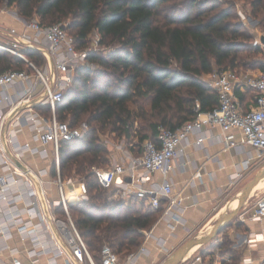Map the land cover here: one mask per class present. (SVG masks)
<instances>
[{"label":"trees","instance_id":"obj_1","mask_svg":"<svg viewBox=\"0 0 264 264\" xmlns=\"http://www.w3.org/2000/svg\"><path fill=\"white\" fill-rule=\"evenodd\" d=\"M246 1L250 15L264 28V0ZM13 4L27 21L65 22L81 49L89 48L95 33L99 46H115L107 55L96 50L89 54L99 68H78L60 104L59 119L73 125L86 120L91 127L84 138L62 144V175L75 172L85 179L89 198L74 203L71 211L93 253L105 243L122 254L133 252L157 221V212L162 214L164 202L159 209L146 206L143 211L137 207L144 205L140 201L114 199L116 189L104 187L91 170L109 162L101 131L130 142L138 137V147L145 139H156L159 125L176 129L218 105L204 74L263 68L255 54L264 56V48L254 43L231 0H0V5ZM28 53L37 64L44 63L39 52ZM10 67L24 69L28 64L0 50V72ZM139 120L147 122L150 132L135 130ZM203 247L197 253L205 257ZM94 255L100 263V254Z\"/></svg>","mask_w":264,"mask_h":264},{"label":"built area","instance_id":"obj_2","mask_svg":"<svg viewBox=\"0 0 264 264\" xmlns=\"http://www.w3.org/2000/svg\"><path fill=\"white\" fill-rule=\"evenodd\" d=\"M0 15L23 19V29L0 21V50L28 64L24 69L10 67L0 72V264H135L145 251L143 245L122 254L105 243L99 251L100 263L96 260L71 211L74 201L86 198L82 190L71 189L82 183L62 176V144L84 138L91 127L86 120L73 125L59 119L58 110L76 70L97 66L88 56L97 50L100 35L95 33L89 48L81 49L65 22L27 21L15 4L2 7ZM29 50L42 54L44 63L37 64ZM203 79L218 95L213 109L176 129L159 125L156 139H145L138 147L137 141L129 145L125 137L115 142L111 139L115 133L101 135L103 144L114 151L107 165L91 167L104 187L115 188L117 196L152 209H159L163 202L167 210L181 204L183 198L170 179L175 159L189 136L208 125L221 128L227 145H250L264 157V67L217 69ZM13 85L17 87L10 92ZM239 91L254 94L248 110L242 106ZM25 126L38 144L21 141ZM202 140L198 136L196 144ZM27 155L50 158V167L35 168ZM53 187L56 198L50 194ZM250 218L264 219V195L256 200ZM191 256L183 263L211 264L207 256ZM259 264H264V258Z\"/></svg>","mask_w":264,"mask_h":264},{"label":"crops","instance_id":"obj_3","mask_svg":"<svg viewBox=\"0 0 264 264\" xmlns=\"http://www.w3.org/2000/svg\"><path fill=\"white\" fill-rule=\"evenodd\" d=\"M241 16L243 17L242 14ZM0 21L23 29L24 21L19 17L0 15ZM262 35L264 34L259 36L260 40ZM16 87L17 85H13L9 91L13 92ZM238 95L243 108L248 110L254 100V94L250 91H239ZM198 136L203 139L200 144H196ZM19 137L21 141L38 144L28 126L24 127ZM126 141L130 145L137 140L135 138L132 142L127 139ZM109 150L114 152L110 148ZM134 150L138 152L136 148ZM26 159L38 169L50 167L51 164L50 158L42 159L39 155H27ZM263 169L264 157L260 156L256 148L250 145H227L222 140V130L219 126H203L198 133H192L183 151L175 159V167L170 174L175 191L183 198L182 203L169 210L164 204L162 216L150 233H147L148 236L141 244L145 251L140 253L135 264H160L189 238L203 236L219 220L222 211L230 206L233 199L229 198L230 185L248 183ZM237 174L241 176L236 178ZM261 182L257 189L252 191L245 205L255 196L254 192H263L264 183L261 186ZM242 189L235 194L236 197ZM50 194L56 198L55 187L50 189ZM226 230L220 236L230 241V249L234 252L228 251L229 255L222 254L216 261L218 264H226V261L232 260L238 264H259L262 261L264 219L255 220L242 215L237 224H229ZM215 244L210 243L212 247Z\"/></svg>","mask_w":264,"mask_h":264},{"label":"rangeland","instance_id":"obj_4","mask_svg":"<svg viewBox=\"0 0 264 264\" xmlns=\"http://www.w3.org/2000/svg\"><path fill=\"white\" fill-rule=\"evenodd\" d=\"M231 1H234V2H236V4H237V9H238V12H239V14L241 13L242 15H243V17L241 16V19L245 22V24H246V26L250 29V31L253 33V35H254V37H253V41H254V43L255 44H260L261 42V40L259 39V36L263 33L264 34V28L259 24L260 22H259V19L258 18H256V17H253L252 15H250V11H251V8H250V4L246 1V0H231ZM2 7H4V5H0V9L2 8ZM240 14V15H241ZM30 20H33V19H30ZM40 21V20H39ZM66 22H68V20H65ZM93 37H94V35L93 36H91V40L93 41ZM91 44H92V42H91ZM115 50V46H112V45H109V46H105V45H101V46H98V48H97V50L96 51H99L100 53H102V54H105V55H107L109 52H111V51H114ZM255 57H261V58H263L264 56H262V54H255ZM97 68H99L98 66H95V67H93V69H91V70H94V69H97ZM71 88V87H70ZM145 105H146V107H148V102L146 101L145 102ZM135 130H137V131H141V130H143L144 132L145 131H149L150 132V129H149V127H148V124H147V122H144V121H141V120H139V121H137V122H135ZM106 133L107 132H103V131H101V134H100V138H102L101 137V135H106ZM111 139L112 140H114L115 142H117V141H119V139H121V138H115V136H112L111 135ZM136 140H138V137H136ZM110 153L111 152H109V162H110ZM108 162V163H109ZM105 166V165H104ZM52 176V178H53V176H55V174H54V172H53V174L51 175ZM63 176V175H62ZM97 176V175H96ZM63 178L64 179H76V180H78V181H81V183L83 184V187H82V193H84V195L86 196V198H84V199H82V200H85V199H88L89 198V194H88V192L85 190V188H84V184H85V179L83 178V176H80L79 174H76L75 172H73L71 175H69V176H66V177H64L63 176ZM247 183V182H246ZM246 183H241V184H239V183H234V184H232V185H230V187H231V189H230V197L229 198H233L232 200H231V203L233 202V200L236 198V196H235V194H237V192H239L245 185H246ZM81 185V184H80ZM79 184H77V185H75V187H71V189L72 190H74V191H80L81 189H80V187L82 186H80ZM107 188H109V189H113V188H111V187H107ZM232 189H234V190H232ZM263 190V189H262ZM254 195L255 196H253L252 198H251V200H250V202L247 204V205H245L241 210H240V213L236 216V217H234L233 218V220L229 223V224H237L239 221H240V219H242V215H244L246 218L248 217H250V215H251V211H252V207L254 206V204H255V202H256V200L259 198V197H261V196H263L264 195V190H263V192H261V193H258L257 191L256 192H254ZM114 199H116V200H118V201H123V202H125V204H130V201L129 200H126V199H124V198H122V197H120V196H117L116 195V192H115V194H114ZM82 200H76V201H74L73 202V204L74 203H78V201H82ZM231 205V204H230ZM232 206V205H231ZM137 207L138 208H140V209H142L143 211L144 210H146L147 208H146V206L145 205H142L141 203H139V204H137ZM234 209V208H233ZM156 216L158 217L157 218V221L155 222V224L160 220V218H161V216H162V214H161V212L160 213H158L157 212V214H156ZM155 224L153 225V227L150 229V230H148L147 231V233H150V231L154 228V226H155ZM223 231H227L226 230V228L225 229H223ZM223 231L222 232H220L215 238H213L212 239V241H210L208 244H206L204 247H203V249H205V252L207 253V254H205L207 257H209V259H210V261H212L214 264H218L216 261H217V259H219L220 257H221V255L222 254H226V255H229V253L228 252H223V251H221L220 249H219V247L218 246H221L222 248H228V247H230L231 245L230 244H228L227 243V241H226V239L225 238H222V237H224V236H220V235H223L222 233H223ZM147 233L145 232V238H144V240H143V242L145 241V239H146V237L148 236L147 235ZM195 236V235H194ZM221 237V238H220ZM191 238H194V237H191ZM191 238H189V239H191ZM188 239V240H189ZM143 242H142V244H143ZM186 242V241H185ZM210 243H216L213 247L210 245ZM183 244V243H182ZM213 245V244H212ZM179 246H181V245H179ZM178 246V247H179ZM177 247V248H178ZM176 248V249H177ZM94 253H96L97 255L99 254L98 252H94ZM195 255H198V253H197V251H195V252H192V256H191V258L192 257H194ZM190 257V256H189ZM188 257V258H189ZM187 258V259H188ZM98 261V260H97ZM237 261H235V260H232V261H226V263L227 264H235ZM184 264V263H183Z\"/></svg>","mask_w":264,"mask_h":264},{"label":"water","instance_id":"obj_5","mask_svg":"<svg viewBox=\"0 0 264 264\" xmlns=\"http://www.w3.org/2000/svg\"><path fill=\"white\" fill-rule=\"evenodd\" d=\"M261 43L264 44V35L261 37ZM264 179V169L259 171L253 179H251L242 189L238 198V205L235 209L229 210L230 206L225 210L223 216L213 224L210 230L205 233L201 237H194L186 242H184L181 246H179L173 253H171L165 260H163L160 264H179L183 258V256L189 252L198 251L201 247L208 244L215 238L220 232L225 229L229 223L236 217L240 210L245 206V203L249 196L252 193L254 186Z\"/></svg>","mask_w":264,"mask_h":264},{"label":"bare ground","instance_id":"obj_6","mask_svg":"<svg viewBox=\"0 0 264 264\" xmlns=\"http://www.w3.org/2000/svg\"><path fill=\"white\" fill-rule=\"evenodd\" d=\"M261 181H262V180H261ZM261 181H260V182H261ZM263 181H264V179H263ZM263 181H262L261 184H260L261 186H262L263 183H264ZM260 182H259V183H260ZM259 183H257V184L254 186L253 190H254V189H257V187L259 186ZM261 186H260V187H261ZM253 190H252V191H253ZM240 193H241V192H240ZM240 193H239L238 195H240ZM237 202H238V198L236 197V198L233 200V202L231 203L232 206H230V209H229L230 211L233 210V208L235 209V208L237 207ZM224 212H225V209L222 211V213H221V215H220V218L223 216ZM220 218H219V219H220ZM191 255H192V251L187 252V253L183 256V258H182V260H181L180 263H183L184 261H186L187 258H188L189 256H191Z\"/></svg>","mask_w":264,"mask_h":264}]
</instances>
